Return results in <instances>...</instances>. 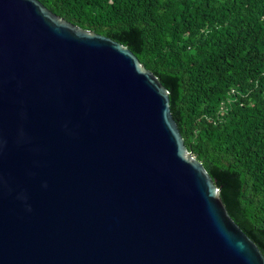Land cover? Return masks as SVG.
I'll use <instances>...</instances> for the list:
<instances>
[{"label":"water","instance_id":"obj_1","mask_svg":"<svg viewBox=\"0 0 264 264\" xmlns=\"http://www.w3.org/2000/svg\"><path fill=\"white\" fill-rule=\"evenodd\" d=\"M0 264H264L123 43L0 0Z\"/></svg>","mask_w":264,"mask_h":264},{"label":"trees","instance_id":"obj_2","mask_svg":"<svg viewBox=\"0 0 264 264\" xmlns=\"http://www.w3.org/2000/svg\"><path fill=\"white\" fill-rule=\"evenodd\" d=\"M40 1L158 76L188 149L264 254V0Z\"/></svg>","mask_w":264,"mask_h":264}]
</instances>
